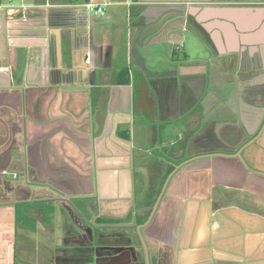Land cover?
Wrapping results in <instances>:
<instances>
[{
    "label": "crops",
    "instance_id": "1",
    "mask_svg": "<svg viewBox=\"0 0 264 264\" xmlns=\"http://www.w3.org/2000/svg\"><path fill=\"white\" fill-rule=\"evenodd\" d=\"M57 215L55 264L82 230L102 264H264V0H0V264H54Z\"/></svg>",
    "mask_w": 264,
    "mask_h": 264
},
{
    "label": "rangeland",
    "instance_id": "2",
    "mask_svg": "<svg viewBox=\"0 0 264 264\" xmlns=\"http://www.w3.org/2000/svg\"><path fill=\"white\" fill-rule=\"evenodd\" d=\"M190 28V27H189ZM198 35V34H197ZM192 33L191 32H188L187 33V46L191 49H193V52H187L189 55H194V56H207V52H205V45L203 46L204 44V41H203V38L202 36H199V38L197 39V41L195 40V38L192 37ZM218 79V78H217ZM222 90V89H221ZM211 92L213 90H210ZM215 92V90H214ZM223 92V91H221ZM217 94V92H216ZM220 94V93H219ZM182 143L185 144V147L186 148H191V138H189L188 140L187 139H183ZM193 145V144H192ZM143 165L142 167L143 168H140L138 171L139 173H144L145 171V166L144 164H141ZM147 171V170H146ZM142 177H144V174H142ZM74 220L73 219H70L69 217H67L66 219L63 220V218H60L58 215H57V226H56V229L54 230L52 236L53 238L50 239V242H53L51 244V248H52V254H51V257L49 256V261H53L54 264L57 262L58 259L62 261L65 260V257L64 255L67 257L66 254H64V252H62V250H64V241L66 239V236L68 235H64L65 231L62 232L64 228H74L75 225H74ZM90 235H92L90 237ZM33 236H35V240L36 242H39L43 245V247L47 246V243L44 242L46 241L45 238L43 236H41L40 234H33ZM93 237H95V234L94 232L93 233H87V232H83L82 230V239H83V254L81 255L82 256V264H91V263H94V264H102V260L100 259V257L102 258H110L112 257L113 255L109 252H112V250L110 249V251H108L107 253V250L104 251L105 249H99L98 251L96 250V246L98 245V243L92 239ZM23 239V237H22ZM23 242V240H22ZM96 243V244H95ZM88 245H90L88 247ZM71 248V247H70ZM72 249V248H71ZM105 252L104 254V257L101 256V254H97V252ZM98 255V256H97ZM39 257H42V255L39 253L38 254ZM37 256V258H38ZM100 256V257H99ZM58 263V262H57ZM52 264V263H50Z\"/></svg>",
    "mask_w": 264,
    "mask_h": 264
},
{
    "label": "built area",
    "instance_id": "3",
    "mask_svg": "<svg viewBox=\"0 0 264 264\" xmlns=\"http://www.w3.org/2000/svg\"><path fill=\"white\" fill-rule=\"evenodd\" d=\"M87 9H92L96 14H102L103 7L96 4L87 3L86 5Z\"/></svg>",
    "mask_w": 264,
    "mask_h": 264
},
{
    "label": "trees",
    "instance_id": "4",
    "mask_svg": "<svg viewBox=\"0 0 264 264\" xmlns=\"http://www.w3.org/2000/svg\"><path fill=\"white\" fill-rule=\"evenodd\" d=\"M51 212H52V208L49 207V208L47 209V213L50 214Z\"/></svg>",
    "mask_w": 264,
    "mask_h": 264
},
{
    "label": "flooded vegetation",
    "instance_id": "5",
    "mask_svg": "<svg viewBox=\"0 0 264 264\" xmlns=\"http://www.w3.org/2000/svg\"><path fill=\"white\" fill-rule=\"evenodd\" d=\"M90 228L88 227L87 230H89Z\"/></svg>",
    "mask_w": 264,
    "mask_h": 264
}]
</instances>
